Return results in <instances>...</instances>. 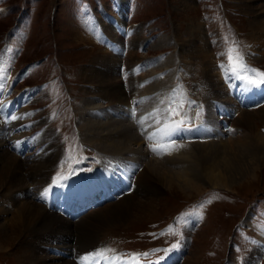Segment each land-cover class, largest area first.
Returning a JSON list of instances; mask_svg holds the SVG:
<instances>
[{"label":"rangeland","instance_id":"374dc122","mask_svg":"<svg viewBox=\"0 0 264 264\" xmlns=\"http://www.w3.org/2000/svg\"><path fill=\"white\" fill-rule=\"evenodd\" d=\"M122 1L0 0V53L5 54V59L11 60V66L8 69L9 79L4 81L3 90L0 91L2 101L0 117H3L0 120L6 117L5 102L7 103L11 98H21L15 100L19 103L22 100L17 110L22 109L23 105L29 108L22 118L26 123L15 131L24 136L22 138L26 146L21 152H17L19 151L17 140L12 141L10 148L8 147L10 153L17 154L21 158V165L25 169L22 170L21 176L27 173L28 168L32 169L41 156L45 159L42 160L46 161L45 163L50 160L51 144L55 140L59 143L61 151L58 156L52 157L50 165L52 169L45 186L51 187L55 184L54 177L58 174L64 177L62 181L72 179L79 182L75 184V187L84 186L82 181L90 178L91 172L99 164L102 163L105 167L104 156L97 148L98 146L81 137L84 130L82 120L86 119L84 113L91 115L93 111L97 112L93 109L83 113L82 110L86 106L84 104L92 96L91 90L95 93L100 90L91 88L92 85L90 86L87 81L89 73H85L84 69L93 67L91 62L104 48L108 56L106 59L105 55V60L99 63H106L107 66L115 65L116 73L122 80V89L128 96V103L131 101L137 103L135 115L133 116L132 111L136 104L129 111V121L138 133H142L143 129H157L156 135L158 134V138L162 137L160 129L163 128L164 120L166 123L169 119L164 109L173 96V90H176L175 95L178 99L185 101L183 111L193 117L191 122L193 128L201 129L216 118L220 122L218 127L221 129L225 128L224 122L230 126L232 124V128L235 127L234 121L240 114L237 108L243 107L231 94L232 89L229 87L233 86V80H231L232 83L227 81L229 75L226 76L227 74L223 73L220 66L228 63L226 52L231 41L235 40L248 65L264 71V56L252 50L255 47L252 44L254 39L252 23L258 15L262 14V12L261 14L255 12L259 2H253L252 6L246 9L245 2L241 3V0H194L192 7H185L184 0H131L130 7V0H126L124 5H121ZM121 10L123 15L119 14ZM110 15L117 19L115 26ZM194 20H199L203 24L211 53L217 61L216 67L221 69L223 78L226 76L224 85L227 86L226 91L229 93L230 101L224 97L216 98L211 93L212 85L205 78L200 60L192 58L193 49L185 53L180 52L184 44L178 45L179 40L181 41L187 33L188 23ZM101 26H104V37L107 36L110 45L93 37V35L101 36ZM132 27H136V30L133 31ZM128 32L131 34L124 37V34ZM80 36L92 38L94 43L89 40L85 42L80 39ZM170 37L172 41L169 44L165 38ZM136 38L137 40L139 38L140 44L136 43ZM125 40L128 43L127 46ZM161 40L162 46H154V44H160ZM258 45L257 43V47ZM9 48L10 53L6 52ZM170 56L173 62L167 64ZM133 62L136 64H132ZM169 73L173 74V78L167 80ZM153 78L167 81L159 83L157 87L155 82V84L151 83L156 88L149 91V83L153 81ZM130 81L131 84L134 81L140 82L142 92L145 90L144 86H149L147 89L149 92H141L136 97L131 96ZM25 92H28L26 97H20ZM96 100L98 101L94 105L97 102L109 105L108 100L99 98ZM187 101H194V103L188 104ZM235 102L237 108L232 104ZM211 105L213 109L217 108L210 114L208 110ZM263 105L262 102L253 107H244L245 109L240 112L260 111ZM198 106H202V116L199 120L194 118ZM156 109L161 111L153 119L149 114L155 113ZM146 116L149 118L141 122ZM223 116L227 117L223 120L221 119ZM254 118L250 120L256 125L254 132L259 131L264 135V122L258 117ZM91 119L100 122L99 118ZM40 120H46V122L40 123ZM156 120L160 123L157 124ZM237 127L241 128L234 129L238 133L232 134L231 137L225 135L227 139L250 133L244 124ZM4 128L0 123V129ZM45 131L51 132L54 137L48 141L44 140L40 135H43ZM163 139H170L171 144L184 143L175 139V133L166 138L163 136ZM196 142L184 143V146L194 145ZM146 147L148 148L149 145ZM152 153L151 156H153ZM163 153L167 154L169 151ZM163 153L153 158L165 163V159L168 158H163ZM70 157L71 160H69ZM220 161L223 160L220 159ZM179 167L181 166H173L175 170ZM137 168L132 176L134 181L138 180V177L141 178L140 175L145 171L144 166ZM255 170L253 175L234 183L230 189L209 188L202 181L198 182L197 188L182 189L175 184L164 186L160 181L151 183L144 180L143 175L141 185L138 186V190L141 191L134 192L129 188L128 190L132 192L127 194L130 195L131 202L145 201L146 204L139 208L138 213L134 209V212L132 211L134 214L129 218L112 220L111 217L115 216L110 217L107 214L112 204L122 199H117V194L116 198L100 204L94 201L90 204L91 208L81 213L78 218H70L72 222L67 220L69 218L64 219L63 214L58 212L55 206L47 201V197L42 195L44 190H41V187L44 183L36 188L25 186L26 193H14L17 196V202L12 203L10 201L12 191L9 187L13 185L14 180L7 175L4 176L0 170V211H5V213L0 212V264H33L32 259L35 256H49L51 261L48 264H61L65 259L77 261L81 253L90 254L99 249H112L111 253H125L130 249L132 250L129 251L130 254L152 253L156 249L169 248L175 243L181 245L184 243V248L172 264H264V248L257 252L255 258H251L257 247L248 240V236L249 238L254 236L260 240L263 236L257 232L254 220L260 217L257 216V205L264 206V164L256 167ZM114 176L111 168L109 171L104 169L102 177L100 176L106 180L107 186H105L108 192L117 183L116 180H120L118 175ZM170 176V179L174 180L173 183L177 182L179 176ZM29 180L27 179L28 184ZM149 185L158 189L159 192H145L149 189ZM49 188L46 187V189ZM127 195L125 196L128 197ZM22 200L41 205L47 212L58 215L63 223L68 224V227L63 228L57 225L56 228L61 229L59 232L46 231L43 232L46 234H39L41 241L36 247L32 246L34 237L27 232V224L15 221L16 210ZM98 216L110 218L106 217L102 222L94 223H98L93 227V230L96 229L97 243L87 247L88 249L86 247L80 249V228L86 224L83 221ZM191 216L194 217V222L188 224ZM180 218H183V222L177 226L176 222ZM250 218L251 222L247 224ZM262 218L264 227V216ZM169 226H176L181 235H162ZM239 231H245V234H240ZM62 251H67L69 254L66 255ZM160 252L164 254V257L170 254L165 255L163 251ZM68 255H72L71 258Z\"/></svg>","mask_w":264,"mask_h":264},{"label":"bare ground","instance_id":"6f19581e","mask_svg":"<svg viewBox=\"0 0 264 264\" xmlns=\"http://www.w3.org/2000/svg\"><path fill=\"white\" fill-rule=\"evenodd\" d=\"M125 1L126 0L122 1V5H124ZM240 2H245L246 6L244 7L246 9H248L253 2H259L257 6L258 9L256 8L257 10L255 9V12L260 14L262 12L261 15L264 14V0H241ZM183 4L185 7H192L194 5V0H184ZM119 14L123 15L122 10ZM261 15H258L252 23V33L254 38L252 44L253 46H255L252 48V50L254 49L255 52H259L261 56H264V35H262L264 34V15L262 17ZM131 29L135 31L136 27H132ZM81 36L80 39L85 40V42H88V40L93 42L92 38H82ZM183 37V39L180 38L182 40H179L178 44H184L182 45L180 52L185 53L187 51H190V49H193L192 58L200 60V64L203 67L204 74L206 76L205 78H207L209 80V83L212 85L211 93L216 98L224 97L229 100V93H227L226 91L227 86L224 85V78L228 76V74L223 71V73L227 74L223 78L222 73L220 71L221 69L219 70L218 67H216L217 61L215 60L214 55L211 53L210 45L208 43V40L206 39L207 36L204 32L203 24L201 23V21L194 20L189 22L188 31ZM135 40L137 44H140L141 41L139 40V38L138 40L137 38ZM165 41L167 43L169 42L170 44L172 38H165ZM257 43L259 44L258 47ZM162 45V40L160 41V44H154V46ZM105 55L107 59V50L104 48V50H101V52L98 53L94 60L91 62L93 64V67L84 69L85 73H89L87 81L89 82L88 84H90V86L92 85L91 88L95 90H100L98 93H95L91 90L90 93H92V96H90L89 99H87L86 104H84L86 106L84 110H82L83 113L87 112L88 110L93 111V109L97 110V112L94 113L93 111L91 115L89 113H84V115H86V117L84 118L86 119L82 120V128L84 130L82 129L83 131L81 137L83 139H87L91 144L98 146L97 148H99L101 154L104 156L105 167L103 168L107 171H109L111 168L115 175L114 177H117L118 175L120 178V180H116L117 183L110 189L109 192L104 189L107 191V194L115 197V195H117V193H120V190L124 188V186L127 184L128 185L125 186L126 189L124 190H128L130 188L134 192H140L141 190H138V186L141 185L143 175L144 180L151 181V183L154 181H160L164 186H172L175 184L176 186L181 187L182 189L188 187L197 188L198 182L201 181L205 183V185H208L209 188L222 187L230 189L234 183H237L244 177L253 175L256 172L255 168L264 164V135L259 131L257 133L254 132L256 130V125L252 121H250L253 117H258L264 122V105L262 106L263 108L260 111L248 112V110H244L243 112H240L242 111V109H245L244 107H253L257 103L250 104V106H244L243 104H241V102L245 98H242V100L240 98L237 99V96L234 95L233 90H231L232 96H234L235 100L238 101V103L243 107L242 109H239L236 107V102L232 103L235 105V108H237L238 112L240 113L239 117L234 121V128L231 127L232 124L230 126L227 125L226 122H224L225 128L221 129L220 127H218L220 122L216 118V120H212V122H209L207 126H202L203 128L197 129L195 131L179 130L175 133V139L181 140L183 138L186 140H184V143L186 144L188 142L190 143L193 141L197 142L194 145L187 146H184L183 142H181L180 145L173 143L175 146L174 150H170L167 154L163 153V158H168L165 159V163L156 158H153V156H158V154L152 153V149L150 150V148H152L153 146V142L158 141L162 144L171 143L169 141L170 139H163V136L161 138H158V134L156 135L157 129H143L142 133H138V131L133 128V124L129 121V111H131L133 105L136 104L132 111V114L136 113L137 103L132 101L128 103V96L122 89V80L119 79L116 73L115 65L107 66L106 63H99V61L105 60ZM172 62L173 58L170 56L167 64H170ZM185 63L188 64V62ZM132 64L136 63L133 62ZM155 74L153 76H155ZM171 78H173L172 73L167 76V80ZM167 80L159 81V78H153V81L149 83V89V86H144V92L140 90V82L138 83V81H136L137 83H135L134 81L133 84H131V80L129 86L132 92L130 93V95L136 97L141 92L147 93L150 90L152 91L155 87L154 85H152L154 82L156 83L154 84L157 87L159 83H165ZM227 81L229 82V79H227ZM259 88L262 89V86H260ZM147 89L149 91H147ZM27 94L28 92L22 93L20 97L23 96V98H25ZM97 98L108 100L109 102L107 103H109V105H102L98 102L96 103V105H94L95 102L98 101L96 100ZM17 99L20 100L21 98ZM17 99L11 98L7 101V103L5 102L4 110L7 115L6 117H4L3 120H0L1 125L5 127L4 129H0V170L2 171L4 176L7 175L8 177L13 178L14 180L13 185L9 187L12 191L10 199L12 203L17 202V196L15 194L18 192L26 193V191H24V188H27L28 186H34L36 188L38 185L44 183V185H42L41 187V190H45L46 187H50V185H45L48 182L47 177L50 173V170L52 169V167L50 168L51 162L53 160L52 157L58 156L61 151L59 143L55 140L51 144V153H49L50 160L45 163L46 161H42L45 160L43 159V156H38L40 157V159L37 160V164L32 167V169L28 168L26 171L27 173L21 176L22 170H25L23 169L24 167L21 165V158L17 156V154L10 153L9 148L10 143L12 141L15 142L18 140L17 142L24 143V138H22L24 136H22L20 133H15V131L16 129L19 130V128L26 123V121L22 120V118L26 115L25 111L29 108L24 107L23 105L22 109L17 110L19 104V101H15ZM93 99H95V101ZM87 105H90L92 107H88ZM215 109H213V106L211 105L208 112L211 114L212 112H214ZM225 110L227 109L225 108ZM13 117H15V119H13ZM93 117L99 118L100 122L91 119ZM226 117L227 116H223L221 119L224 120ZM39 122L44 123L46 122V120H40ZM243 124L245 125V128L250 132L249 134L243 133L236 138H226L225 135H229V137H231L232 134L238 133V131L234 129H241L237 126H243ZM40 136H42L43 139L47 141L51 140L54 137V135L48 131H45L43 135L41 134ZM149 136L153 137V140H150ZM191 138L194 140L188 141ZM146 145H149V147L147 148ZM22 146H24V144ZM151 153L153 156H151ZM159 156H161V154H159ZM220 159H222L223 161H220ZM137 166L138 168L140 166H144L145 171L142 175H140L141 178L138 177V180L134 181L132 179V176ZM173 166L181 167H179L178 170L176 169V171ZM119 173L121 175H119ZM170 175L179 176V178L176 180L177 182L173 183L174 180L172 181L170 179ZM27 179H30L29 184L27 182ZM101 180L103 181V183L106 181L104 178L99 179L100 182ZM96 188L98 190L103 189L102 187H100V185H98ZM151 191L153 193L159 192L158 189H156L155 187L153 188L149 185V189L145 192ZM198 193H200V191ZM129 197L130 195L128 197L124 196L121 200H118L112 204L111 210L108 211L107 214L110 215V217L111 215L115 216L111 217L112 220L118 221L119 219L129 218L134 214H132V211L134 209H136L138 213L139 208L146 204L145 201L143 202V200L139 202H131V198ZM6 200L7 199H5V201ZM8 203L10 204V202ZM0 212L5 213V211L3 210ZM84 217L83 220L85 219ZM106 217L110 218L109 216H105L103 218L98 216L96 218L93 217L92 219L90 218L88 220L83 221L86 222V224H84L83 228H80V249H85V247L86 249H88L87 247L95 245L97 243V233L95 231L96 229L93 230V227L96 226L98 223H94L98 221L102 222ZM63 218L67 219L65 217ZM87 218L88 216L86 217V219ZM67 220H70V218ZM15 221L24 222V224H27V232H29L35 238H33L34 240L32 239V246L34 247H36L37 244L41 241L39 239V236L41 234H46L43 232H59L61 229H57V225L63 228L68 227V224L63 223L62 220L58 217V215L56 216L55 214L47 212L45 208H43L39 204L23 200L22 202H20L16 210ZM250 222L251 218L250 221L248 219L246 223L250 224ZM262 235L260 244L262 242V245H264V233ZM260 249L261 247L257 246V249L254 252L255 254L253 253L251 258H255L257 252H259ZM62 252L66 255L69 254V252L67 251ZM68 256H70L71 258L72 255ZM49 261H51V258L49 256H35V258L32 259V262H34L35 264H48ZM55 263H57V259H55ZM61 264H77V261H75L74 259H65Z\"/></svg>","mask_w":264,"mask_h":264},{"label":"snow or ice","instance_id":"6c2138e0","mask_svg":"<svg viewBox=\"0 0 264 264\" xmlns=\"http://www.w3.org/2000/svg\"><path fill=\"white\" fill-rule=\"evenodd\" d=\"M227 39V38H225ZM6 52L10 53L11 49H7ZM227 56V64L221 65V69L225 71L232 79L239 80L245 86V90H250L251 88H259L261 85H264V71L259 69L252 68L248 65L247 61L244 58V54L240 49L239 45L235 40L231 41L230 46L226 52ZM11 66V60L5 59V54L0 53V91L3 90L4 81L9 77L8 69ZM176 90H173V96L168 103V106L164 109V112L168 116V121L163 125V128L160 129L162 136L168 137L179 130L185 129L187 126L188 130H191V122L193 117L187 115L186 112L183 111L185 101L178 99L175 95ZM164 103V101H161ZM188 104H193L194 101H187ZM161 110L156 109L155 113H150L149 115L155 119V115L158 114ZM135 113H133V116ZM202 116V106H198L195 119L199 120ZM179 117V119H177ZM149 117H144L141 122H144ZM15 119V117H13ZM157 124L160 123L159 120L155 121ZM231 131V129H230ZM150 140H153V137L149 136ZM175 146L171 143H158L153 142L152 151L157 153L158 155L163 152H168L170 150H174ZM71 160V157L69 158ZM63 167V166H62ZM71 174V172H69ZM64 179V177L60 176L59 174L57 177H54V183L57 186H62L59 184V181ZM51 189H45L43 192V196L47 197ZM183 222V218L177 220V226ZM264 230V228H262ZM162 235H181L177 231L176 226H169L168 230ZM180 247L179 243L172 244L171 247L166 249H156L152 253H136L130 256V264H139L141 257L147 258L150 255H155L157 252L163 251L165 255L172 252L175 249ZM113 252L112 249H99L96 252L90 253L83 257L84 261H88L89 257H92L95 261V264H125L123 258L116 255H109V253ZM159 264V261L156 262Z\"/></svg>","mask_w":264,"mask_h":264},{"label":"crops","instance_id":"0c3cea01","mask_svg":"<svg viewBox=\"0 0 264 264\" xmlns=\"http://www.w3.org/2000/svg\"><path fill=\"white\" fill-rule=\"evenodd\" d=\"M122 3V2H121ZM122 5V4H121Z\"/></svg>","mask_w":264,"mask_h":264}]
</instances>
